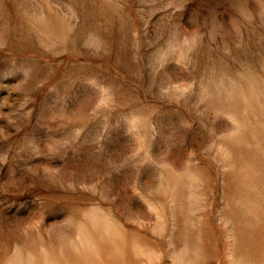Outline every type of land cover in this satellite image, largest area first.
I'll return each mask as SVG.
<instances>
[{
	"label": "rangeland",
	"instance_id": "rangeland-1",
	"mask_svg": "<svg viewBox=\"0 0 264 264\" xmlns=\"http://www.w3.org/2000/svg\"><path fill=\"white\" fill-rule=\"evenodd\" d=\"M0 264H264V0H0Z\"/></svg>",
	"mask_w": 264,
	"mask_h": 264
}]
</instances>
